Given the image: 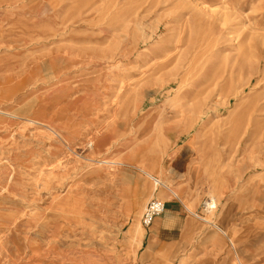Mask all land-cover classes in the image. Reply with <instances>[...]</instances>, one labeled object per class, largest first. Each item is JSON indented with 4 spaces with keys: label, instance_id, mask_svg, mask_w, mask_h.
Returning <instances> with one entry per match:
<instances>
[{
    "label": "rangeland",
    "instance_id": "rangeland-1",
    "mask_svg": "<svg viewBox=\"0 0 264 264\" xmlns=\"http://www.w3.org/2000/svg\"><path fill=\"white\" fill-rule=\"evenodd\" d=\"M0 109V264H135L140 164L264 264V0H0Z\"/></svg>",
    "mask_w": 264,
    "mask_h": 264
},
{
    "label": "crops",
    "instance_id": "crops-1",
    "mask_svg": "<svg viewBox=\"0 0 264 264\" xmlns=\"http://www.w3.org/2000/svg\"><path fill=\"white\" fill-rule=\"evenodd\" d=\"M158 174L162 177L155 194L163 195V190L165 194L170 192L167 186L176 194L164 198L161 215L137 237L135 264H232L236 251L234 255L229 251L228 231L222 222L207 223L199 206L186 200L182 169Z\"/></svg>",
    "mask_w": 264,
    "mask_h": 264
},
{
    "label": "bare ground",
    "instance_id": "bare-ground-1",
    "mask_svg": "<svg viewBox=\"0 0 264 264\" xmlns=\"http://www.w3.org/2000/svg\"><path fill=\"white\" fill-rule=\"evenodd\" d=\"M0 113H2V114H4V115H8V116H12V117H14L15 115L13 114V113H10L9 111H7V110H4V109H0ZM26 121L28 122V123H30V124H32V125H44V126H46L47 127V125H45L42 121H39V120H37L36 119V117H32V118H26ZM28 123H26V124H28ZM48 128V127H47ZM48 129H50V131L51 132H54V133H56L55 132V130L54 129H52V128H48ZM10 136V135H9ZM56 138H59V139H63V138H60V136L59 137H56ZM63 140H70V138L68 137V136H64V139ZM134 149V148H133ZM121 161V160H120ZM122 162V161H121ZM121 162H118V161H106V160H104V161H100V163H110L111 164V166H112V164H117V166L118 165H120V164H122ZM98 165V164H97ZM101 165V164H100ZM106 165V164H105ZM110 166V167H111ZM130 166V165H129ZM134 167L136 168V169H138V170H140L141 172H144L146 175H148L149 177H151L152 179H153V183H154V186H157L158 184H160V181H159V179H157V178H155V177H152V176H150V174H147V172L144 170V168L143 167H141V164L140 165H134ZM123 168V167H122ZM131 170H133V169H131ZM178 171V170H177ZM172 172V171H171ZM165 175H166V173H165ZM168 176V175H167ZM172 176V175H171ZM162 177V176H161ZM170 178V177H169ZM168 181V180H167ZM166 181V182H167ZM170 181V180H169ZM164 183V182H163ZM163 186V185H162ZM163 187H165V186H163ZM170 188V187H169ZM167 189V188H166ZM174 193V192H173ZM172 194V193H171ZM207 210L209 209H212V208H214L215 207V204H214V201H209L207 204ZM1 219V218H0ZM214 220V219H213ZM211 222V221H210ZM213 226V225H212Z\"/></svg>",
    "mask_w": 264,
    "mask_h": 264
},
{
    "label": "built area",
    "instance_id": "built-area-1",
    "mask_svg": "<svg viewBox=\"0 0 264 264\" xmlns=\"http://www.w3.org/2000/svg\"><path fill=\"white\" fill-rule=\"evenodd\" d=\"M164 210V202L158 198H151L147 201L141 214V223L144 227H147L151 222L161 215Z\"/></svg>",
    "mask_w": 264,
    "mask_h": 264
}]
</instances>
